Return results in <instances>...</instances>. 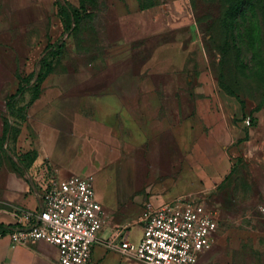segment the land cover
<instances>
[{"label": "rangeland", "instance_id": "rangeland-1", "mask_svg": "<svg viewBox=\"0 0 264 264\" xmlns=\"http://www.w3.org/2000/svg\"><path fill=\"white\" fill-rule=\"evenodd\" d=\"M108 1L0 0V233L3 180L37 155L40 123L99 158L87 177L131 241L190 198L219 220L197 264H264V0Z\"/></svg>", "mask_w": 264, "mask_h": 264}, {"label": "built area", "instance_id": "built-area-1", "mask_svg": "<svg viewBox=\"0 0 264 264\" xmlns=\"http://www.w3.org/2000/svg\"><path fill=\"white\" fill-rule=\"evenodd\" d=\"M246 124L251 125V119ZM42 206L14 208L9 233L14 245L45 242L59 250V264H92L100 233L110 227V215L96 198L92 177H60L44 165L32 177ZM137 242L116 229L107 248L142 264H197L210 251L219 229L216 211L190 198H178L152 208L140 220Z\"/></svg>", "mask_w": 264, "mask_h": 264}, {"label": "crops", "instance_id": "crops-1", "mask_svg": "<svg viewBox=\"0 0 264 264\" xmlns=\"http://www.w3.org/2000/svg\"><path fill=\"white\" fill-rule=\"evenodd\" d=\"M65 1L75 7H80L83 0ZM108 2L111 10L115 9L118 3L121 8L126 9L124 0H109ZM38 102L39 99L29 112V122L32 121L33 117L41 114L44 109L36 105ZM33 129L39 139L38 151L35 149L37 155L33 156L32 159L22 157L19 160L20 167L15 169V175L3 180V187L5 190L4 198L7 203L15 206V208L38 210L42 206V198L35 188L32 177L36 175L42 166L49 165L60 177L65 178L74 175L87 177L99 171L102 165L99 158L92 161L88 158L91 149L84 147V139L71 146L61 141L62 130L59 127L49 130L40 123H34ZM93 142L96 144V141ZM99 152L95 146L92 147L93 154ZM26 163H29V165ZM83 170L86 171L85 174L79 173ZM98 200L104 203L103 199L99 198ZM109 215L110 227L100 233L101 241L93 248L92 264H97V262L101 264H118L117 257L114 254H108L104 251L109 249L105 245L107 239L116 229H119V226L118 228L115 226L111 213ZM125 235L128 238L130 237V234L126 231ZM0 264H59V250L57 247L45 242H37L28 246L14 245L9 233L0 234Z\"/></svg>", "mask_w": 264, "mask_h": 264}, {"label": "trees", "instance_id": "trees-1", "mask_svg": "<svg viewBox=\"0 0 264 264\" xmlns=\"http://www.w3.org/2000/svg\"><path fill=\"white\" fill-rule=\"evenodd\" d=\"M82 3H83V1H82ZM81 3V4H82ZM70 4V3H69ZM71 5V4H70ZM73 8H74V11H75V13H77V11H78V9L80 8V7H75V6H73V5H71ZM81 6V5H80ZM6 231L5 232H3V233H0L1 235H3V234H6V233H10L11 232V229H12V224H10V225H8L7 227H6Z\"/></svg>", "mask_w": 264, "mask_h": 264}]
</instances>
